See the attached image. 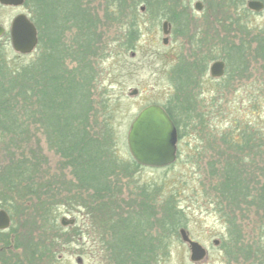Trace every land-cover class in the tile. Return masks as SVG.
Here are the masks:
<instances>
[{
  "label": "trees",
  "instance_id": "obj_1",
  "mask_svg": "<svg viewBox=\"0 0 264 264\" xmlns=\"http://www.w3.org/2000/svg\"><path fill=\"white\" fill-rule=\"evenodd\" d=\"M203 1L202 17L196 20L189 15L191 0H26L25 8L38 30L36 52L21 56L10 51L9 57L0 44V144L10 152L9 165L0 171V184L5 192H10V199L0 193V208L12 217L20 216L30 230L37 229L41 237L49 239L48 235L62 231L58 221L60 207L74 206L78 198L80 208L88 210L85 218L92 221L91 226L98 225L96 220L100 219L110 233L105 249L111 263L162 264L169 259L172 241L181 240L180 230L185 228V211L174 194L161 200L155 237L143 233L146 228L142 215L124 217L112 208L120 195V183L141 182L135 172L142 167L125 155L127 146L120 140L116 106L128 98L115 97L113 87L122 69L110 71L112 80L100 89L96 69L106 51L109 55L106 58L113 55V50L112 58H120L136 49L142 37L139 7L145 4L146 13L155 25L167 20L184 34L182 51L175 65L167 70L173 95L162 105L179 133L181 124L202 125L201 116L194 115L193 104L198 97L195 89L208 78L209 64L222 59L228 75L242 72L245 54L252 49L251 42L256 43L255 54L264 60V35L252 36L248 41L253 32L249 28L252 15L247 8L249 0ZM1 9L4 8L0 6ZM112 23L124 24L125 35L108 42L104 28ZM5 38L9 41L8 34ZM173 105L180 113H173ZM243 136L238 138V144L223 138L228 157L220 152L227 159L220 175L224 182L220 188L236 185L243 188L230 155V151L243 153L245 148L252 147ZM46 148L59 158L60 167L55 173L44 170L48 164ZM58 172L62 179L58 180ZM85 193L86 198L91 195L89 200L81 198ZM138 193L147 200L151 195L143 187H139ZM58 194L63 200L56 199ZM71 194H77V198H71ZM163 194L160 188L159 197ZM43 195L49 199L44 201ZM148 203L140 202L143 214ZM139 229H143L142 235ZM30 230L19 236L14 249L23 248L30 264H39L35 258L41 259L44 254L48 264H54L61 243L56 244L55 238L50 240L51 245L46 240L43 244L36 243ZM12 234L19 235L10 231ZM76 236L81 234L75 233ZM40 244L45 246L44 250ZM10 264H14L11 258Z\"/></svg>",
  "mask_w": 264,
  "mask_h": 264
},
{
  "label": "rangeland",
  "instance_id": "obj_2",
  "mask_svg": "<svg viewBox=\"0 0 264 264\" xmlns=\"http://www.w3.org/2000/svg\"><path fill=\"white\" fill-rule=\"evenodd\" d=\"M198 2L203 4L204 10L203 0L188 2L190 4L188 5L189 15L196 20L202 17V12L195 9ZM251 12L250 22H248L253 32L248 37V41L254 36L264 35V11ZM22 13L28 14L25 7L1 9L0 25L5 28L10 27L15 17ZM139 16L142 23V37L136 49L120 58H112L115 50L111 51L113 53L111 57L106 58L109 56L106 51L105 57L100 59L96 69L99 89L106 87L112 80L109 75L110 71L122 69V75L118 77L113 93L115 97L128 98V101L120 100V105L116 106L118 129L123 146L125 144L127 146L130 125L138 113L149 105L165 104L167 99L173 95V88L168 82L167 70L175 65L184 42V34L175 30L171 24L168 43L164 44L163 40L166 35L163 32V24L167 20L155 25L146 13L145 4L139 7ZM104 24L105 22L102 25ZM104 29L107 31L106 40L108 42H113L117 37L125 35L124 24L112 23ZM0 44L7 49V56L10 57V51H14L7 38H1ZM251 45L252 49L245 54L247 59L244 64L246 66L242 72L234 71L229 75L227 73L226 77L219 82L209 76L202 85L195 89L198 97L193 104L194 115H200L203 124L194 123V126L189 127L181 124L179 156L176 163L168 168L143 167L140 170L137 169L135 176L141 182L120 183L121 186L118 188L120 195L116 196L117 202L112 207L117 210H115L117 214L124 217L142 215L140 217H144L143 227L146 228L143 233L155 237L158 232L157 220L160 218L163 206L161 200L166 198V195L174 194L185 211L183 222L188 234L194 241L208 249V258L204 262L193 263L190 260L189 246L182 240L174 239L171 244L170 257L162 264H264V60L255 54L256 43L251 42ZM111 48L113 45L109 49ZM218 51L221 55L220 48ZM19 60L23 62L26 59ZM8 62L10 63V58ZM133 89H138L139 94L130 97L129 93ZM240 135L249 139L251 148H253L250 149L253 150L252 153L247 151L239 153L237 150L234 153L241 159V164L237 169L243 170V181L252 179L250 182H242L243 188H249L250 195L254 196L250 206H247L244 199L238 197L234 206L229 188H220L224 183L221 182L220 175L224 161L227 160L223 159V156L219 157L220 152L228 157L225 142L221 139L222 137L227 138L231 143L238 144ZM123 152L127 157H131L128 147ZM232 152L230 151L231 156L234 155ZM44 154L48 160L44 170L46 173L48 171L55 173L60 167L59 158L47 148ZM9 162L10 152H7L4 145L0 144V171L9 165ZM57 174L59 180L61 173ZM62 183L64 182L58 181V184ZM65 183L72 184L73 182ZM74 185L76 187L77 184L74 182ZM68 187L71 188L70 185ZM139 187L151 193L147 197L148 200L138 195ZM160 188L161 193L164 194L159 197ZM55 190L56 193H60L58 189ZM223 191L225 193L228 191L229 194ZM0 193L10 199V192H5L2 184H0ZM86 196L85 193L84 196L81 195V198L88 199L91 195H88V198ZM72 197L77 198V194H71ZM48 199V196L43 195L44 201ZM56 199L63 200V197L60 198L58 194ZM142 200L151 203L147 204L145 214L139 210ZM76 201L74 206L60 207L58 221L61 224L64 217L68 221L74 219L77 221L67 227L64 226L65 230L57 235H48L49 239L41 237L37 229L30 230L28 223L25 224V220H21L20 216L12 217L14 228L10 231L19 233V235L12 234L14 236L10 245L12 263L30 264L23 248L14 249L19 236L30 230L33 231L32 237L36 243L43 244V240H46L49 244L54 238L58 239L56 244L61 243L57 248V261L54 264H113L105 249L106 242L108 245L110 241V237L107 236L110 233L104 229L103 221L97 219L98 225L91 226L92 221L88 217L85 218L88 210L85 207L80 208L78 204L80 199L77 198ZM151 205L152 209H150ZM238 205H240L239 209ZM22 224L25 227H22ZM142 230H138L140 235H142ZM75 233L81 236L75 238ZM3 235L0 234V240L2 238L7 240ZM42 244H40L41 250H44L45 246ZM4 248L0 245V252ZM1 253L0 261L5 259ZM45 255H42L41 259L40 256L35 258L39 259V264L40 260L41 264H48Z\"/></svg>",
  "mask_w": 264,
  "mask_h": 264
},
{
  "label": "water",
  "instance_id": "obj_3",
  "mask_svg": "<svg viewBox=\"0 0 264 264\" xmlns=\"http://www.w3.org/2000/svg\"><path fill=\"white\" fill-rule=\"evenodd\" d=\"M26 0H0L6 7H22ZM247 7L255 12L264 10V3L257 0L248 2ZM197 11L203 10V4L195 5ZM171 25L164 22L163 32L166 37L164 44L168 43ZM5 33V28L0 25V37ZM10 38L13 50L22 55L32 54L38 44V30L27 14H19L10 26ZM226 65L223 61L215 62L210 68L213 78L223 77ZM138 89H133L130 96H137ZM177 128L167 113L160 105L145 107L134 119L128 132L127 142L133 159L144 167L165 168L173 165L177 160ZM62 225L74 224L75 220L62 219ZM11 218L6 210H0V230L11 227ZM182 241L189 246L190 260L193 263H202L208 258V249L189 236L186 229L180 230ZM216 244L218 242H215Z\"/></svg>",
  "mask_w": 264,
  "mask_h": 264
},
{
  "label": "flooded vegetation",
  "instance_id": "obj_4",
  "mask_svg": "<svg viewBox=\"0 0 264 264\" xmlns=\"http://www.w3.org/2000/svg\"><path fill=\"white\" fill-rule=\"evenodd\" d=\"M9 30H10V27L5 28V33L0 37V39L1 38H5L6 33H8L10 35ZM221 32H222V30H221V25H220V26H218V33H219V35H221ZM217 61H223V62H225L222 59H219V60H216V61L211 62L209 64V67H208V77L210 76V68H211V66L215 62H217ZM225 65H226V70H225V74H224L223 77H220V78H212L211 76L210 77L213 80L217 81V82L223 80L226 77V75H227V64H226V62H225ZM152 105H154V104H152ZM161 106H163V105H161ZM173 106H174V107H172L173 113H176V114L180 113L181 110L178 107H175V105H173ZM164 109H166V108H164ZM167 113L169 114L168 111H167ZM180 133L177 132V138H178V140H177V147L179 146ZM221 140H223V137H222ZM250 149H253V148H251V147L250 148H245L244 151H247V152H251L252 153L253 150H250ZM220 150H221V148H220ZM251 153H250V155H251ZM178 154H179V149H178ZM219 157H222V153H220V156ZM232 163H233V167L235 168V170L238 173V176L241 178V180H243V170L242 169H237L238 166L241 164V159L239 158L238 155H235V154L232 155ZM250 181H252V179ZM250 181H247L246 180V181H243V182H250ZM241 184H242V182H241ZM248 189L249 188H242V189H240L237 185L229 188V191L232 193L230 196H232V199L234 200V206L236 205V199H237V197L238 198H241V199H244L246 201V203H247V206H250L251 199L253 200L254 199V196L252 194L250 195V192L248 191ZM244 191L245 192L248 191V192L239 194V193L244 192ZM237 207L239 209L240 205H238ZM61 229H62V231L65 230L64 227H62ZM6 232H10V228L8 230H0V234H4L3 236H5L7 238V243H4V242H1L0 243L1 246L5 247L4 249L1 250V252H5L6 253V254H3V253L0 252L2 254V256L5 257V259H3V260L0 261V264H10V239H13L14 236H10V233H6ZM1 240H4V239L2 238Z\"/></svg>",
  "mask_w": 264,
  "mask_h": 264
}]
</instances>
